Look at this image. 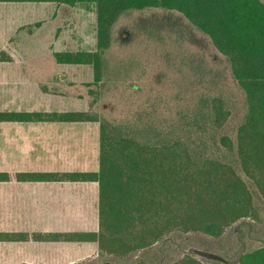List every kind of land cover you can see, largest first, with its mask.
<instances>
[{
	"label": "trees",
	"instance_id": "obj_1",
	"mask_svg": "<svg viewBox=\"0 0 264 264\" xmlns=\"http://www.w3.org/2000/svg\"><path fill=\"white\" fill-rule=\"evenodd\" d=\"M34 1L82 4L96 11V48L54 51V56L59 64L90 65L94 82L102 84L110 79L105 53L113 43L114 25L123 15L147 8L180 12L227 56L245 92L247 110L238 126L233 161L212 157L205 150L210 133L219 131L232 114L218 96L203 98L188 121L190 130L183 133L153 124L114 121L92 108L0 113V120L86 121L97 122L100 129L97 171L17 174L19 180L97 181L99 231L9 232L0 233V240L97 241L99 254L77 264H225L185 248L206 249L207 243L216 244L228 229H236L238 222L249 218L241 225L242 233L246 230L248 239L260 243L246 248L239 264H264V1ZM133 87L137 89L138 84ZM220 143L228 151L235 149L227 134L220 135ZM9 178L0 172V180Z\"/></svg>",
	"mask_w": 264,
	"mask_h": 264
},
{
	"label": "crops",
	"instance_id": "obj_2",
	"mask_svg": "<svg viewBox=\"0 0 264 264\" xmlns=\"http://www.w3.org/2000/svg\"><path fill=\"white\" fill-rule=\"evenodd\" d=\"M82 6L55 1L0 0L1 114L56 111L34 110L35 92L44 94L47 102L58 97L68 100L73 107L72 110L57 112L88 110L79 105L81 95L75 94L77 80H70L65 89L62 84L65 75H36L34 68L35 59L42 63L36 57V49L43 40L38 36L45 28L57 29L56 40L54 37L57 45L53 52L73 50L65 45L64 32L60 33L59 29H69L72 19L83 11ZM84 7L92 10L87 5ZM41 12H47L46 16L35 18ZM96 33L93 44L82 50L96 48ZM53 60L60 68L84 66L59 64L56 59ZM96 124L86 121L0 120V172L10 176L7 180H0V233L99 231L97 181H31L17 178L21 172L97 171V150L93 152L96 165L93 169L85 167L92 154L89 150L90 138L86 133L92 127L97 128ZM37 162H45V168H34ZM99 252V243L94 240H0V264H77L97 256Z\"/></svg>",
	"mask_w": 264,
	"mask_h": 264
},
{
	"label": "rangeland",
	"instance_id": "obj_3",
	"mask_svg": "<svg viewBox=\"0 0 264 264\" xmlns=\"http://www.w3.org/2000/svg\"><path fill=\"white\" fill-rule=\"evenodd\" d=\"M82 8L84 9L81 14L72 19L69 29H59L60 33L64 32L65 45L75 51L92 45L97 31L96 11H89L84 5ZM45 14L47 12L38 13L35 18L45 17ZM56 31L57 29L45 28L41 32L43 35L38 36L43 40L38 43L36 57L42 63L35 59V74L65 75L62 83L65 89L70 80H77L75 94L81 95V108H92L114 121L135 125L153 124L158 128L164 127L175 133H183L191 127L188 121L203 98L218 96L224 100L232 114L219 131L210 133L205 150L212 157L218 156L225 161L236 160L238 126L247 110L245 92L234 78L227 56L215 47L209 35L195 27L183 14L162 8H147L123 15L114 25L113 43L105 53L110 67V79L103 84L94 82L91 66L60 68L53 63V48L57 45ZM133 84H138V88L135 89ZM44 97V94L35 92L34 110L73 109L68 100L55 97L47 102ZM94 99L97 102L91 107ZM96 125L97 128L92 127L86 133L90 138L89 150L92 154L85 167L92 168L96 165L93 152L97 150L99 153L100 130L99 124ZM222 134L233 138L234 151H228L221 145ZM97 161L98 168L99 158ZM34 166L45 168L46 165L45 162H37ZM232 229H228L216 244L207 243V248L201 249L225 258L227 256L223 252H226L232 256L227 259L234 260L244 244L245 249L259 245L260 241L248 239L246 230L242 233L241 227L239 230ZM194 248L200 247L189 245L185 249L201 256L193 251ZM174 256L179 257L177 254Z\"/></svg>",
	"mask_w": 264,
	"mask_h": 264
},
{
	"label": "water",
	"instance_id": "obj_4",
	"mask_svg": "<svg viewBox=\"0 0 264 264\" xmlns=\"http://www.w3.org/2000/svg\"><path fill=\"white\" fill-rule=\"evenodd\" d=\"M244 222H249L247 220L245 221H240L238 224H237V227L236 229L239 230L241 225L244 223ZM240 239V236L238 237ZM194 252H196L197 254L203 256V257H207V258H211L213 260H218V261H221V262H224V263H230V264H239L240 261H241V258H242V255L245 251V244L242 248V250L240 251V253L238 254V256L236 257V259L234 260H229L219 254H216V253H211V252H208L204 249H201V248H194L193 249Z\"/></svg>",
	"mask_w": 264,
	"mask_h": 264
}]
</instances>
